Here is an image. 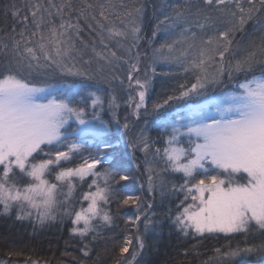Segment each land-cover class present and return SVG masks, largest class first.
Here are the masks:
<instances>
[{
  "label": "snow or ice",
  "instance_id": "6c2138e0",
  "mask_svg": "<svg viewBox=\"0 0 264 264\" xmlns=\"http://www.w3.org/2000/svg\"><path fill=\"white\" fill-rule=\"evenodd\" d=\"M0 16V216L68 222L75 264L101 242L141 264L159 203L195 241L181 255L222 238L201 264L264 261V0H0Z\"/></svg>",
  "mask_w": 264,
  "mask_h": 264
},
{
  "label": "trees",
  "instance_id": "16d2710c",
  "mask_svg": "<svg viewBox=\"0 0 264 264\" xmlns=\"http://www.w3.org/2000/svg\"><path fill=\"white\" fill-rule=\"evenodd\" d=\"M3 22V17L0 16V23ZM10 23V21H9ZM123 94L121 99H123ZM125 109H121L120 116L121 122ZM104 119L109 120L110 116L105 113ZM143 121H141V124ZM150 134L155 137L157 131L150 129ZM116 152L120 155L126 151L124 145L116 143ZM142 171V168L140 169ZM133 179L129 182V188L138 194L140 183L143 181V177L135 175V170L130 173ZM178 179V177H170V179ZM154 212L160 213L157 217L161 221V224L154 231H150L147 236L148 248L141 257V264H201V262L208 259L213 255L212 249L221 244H224V239L208 238L203 241L202 246L198 249L200 255H189L187 257L180 253L184 249H190L191 245L195 243L191 238L185 240L179 236L174 230H172L167 219L163 217L161 207L159 203L153 209ZM133 215L134 209L128 208L123 210L122 214ZM15 212L12 217L0 216V262H6L8 264H26V261L39 260L42 262H48V264H75L73 257L76 260L84 259V257L78 251L79 243L76 240L69 241L68 227L70 224L65 222V226L61 229L59 225L44 230L33 231L32 224L28 221L17 222L14 220ZM121 227L116 229L120 233L118 239L122 240L126 234H134L131 232V228L127 231L124 230L123 220L120 221ZM141 230L143 225L141 224ZM111 242L105 244L103 242L94 246L91 258L88 260V264H93L99 254L102 264H111V257L105 256V249L111 248ZM11 252L13 255L9 256ZM246 260L258 261L259 264H264L259 257L245 258Z\"/></svg>",
  "mask_w": 264,
  "mask_h": 264
},
{
  "label": "rangeland",
  "instance_id": "374dc122",
  "mask_svg": "<svg viewBox=\"0 0 264 264\" xmlns=\"http://www.w3.org/2000/svg\"><path fill=\"white\" fill-rule=\"evenodd\" d=\"M6 264H8V263H6ZM11 264H16V263H11Z\"/></svg>",
  "mask_w": 264,
  "mask_h": 264
}]
</instances>
